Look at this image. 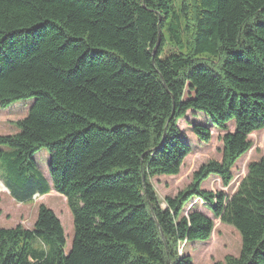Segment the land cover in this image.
<instances>
[{
  "label": "trees",
  "instance_id": "trees-1",
  "mask_svg": "<svg viewBox=\"0 0 264 264\" xmlns=\"http://www.w3.org/2000/svg\"><path fill=\"white\" fill-rule=\"evenodd\" d=\"M172 1L0 0V107L34 98L18 131L0 135L1 180L19 202L63 195L73 225L65 253L41 204L31 228L0 227V264H190L179 244L213 229L192 198L240 234L239 254L213 264H264V157L230 196L200 187L211 175L228 185L264 128V0ZM187 111L224 132L221 161L162 207L150 178L179 173ZM191 129L209 140L205 125ZM41 147L49 181L33 158Z\"/></svg>",
  "mask_w": 264,
  "mask_h": 264
},
{
  "label": "rangeland",
  "instance_id": "rangeland-1",
  "mask_svg": "<svg viewBox=\"0 0 264 264\" xmlns=\"http://www.w3.org/2000/svg\"><path fill=\"white\" fill-rule=\"evenodd\" d=\"M172 6L177 8L181 0H173ZM171 50L165 46L162 55ZM34 102V98H25L15 101L7 107H0V135L14 134L18 131L16 121L25 117ZM194 123L203 124L209 129L210 138L208 141L201 142L192 132ZM177 126L179 133L190 145V152L183 159L179 173L176 175H159L150 178V182L155 190L160 205L165 207V197L173 196L178 190L183 189L191 182L192 173L201 165L208 161H221L222 141L224 132L219 131L210 122L203 112L187 111L185 116L178 120ZM228 130H233V122L227 124ZM251 147L241 155L231 169L232 179L228 185H223L220 178L209 176L204 180L200 187L209 191L223 192L230 196L246 175V168L249 162L257 161L264 157V128L252 132L248 136ZM0 149L7 150L4 147ZM34 160L38 168L49 181L47 166L49 163V152L47 148L41 147L34 155ZM5 170L0 164V227H14L21 225L24 228H31L36 218L38 207L43 204L50 208L60 220L64 231L65 243L63 250L67 253L71 247L73 238L72 217L67 206L65 197L54 190L43 195H35L23 202L15 200L3 185L2 175ZM194 205L201 212L213 219V229L209 239L194 240L181 243L178 246L180 254L189 255L190 264H213L223 261L225 256H237L241 248V238L239 232L231 225L221 223L214 218L210 209L201 200L190 199L188 207ZM180 250V251H179Z\"/></svg>",
  "mask_w": 264,
  "mask_h": 264
},
{
  "label": "water",
  "instance_id": "water-1",
  "mask_svg": "<svg viewBox=\"0 0 264 264\" xmlns=\"http://www.w3.org/2000/svg\"><path fill=\"white\" fill-rule=\"evenodd\" d=\"M158 42H159V39H158ZM158 42H157V44H158ZM157 44L155 45V48L153 49V54H154V52H155V49H156V47H157Z\"/></svg>",
  "mask_w": 264,
  "mask_h": 264
}]
</instances>
